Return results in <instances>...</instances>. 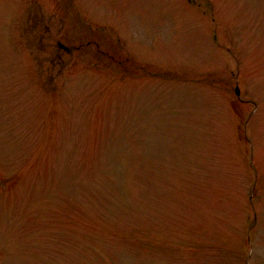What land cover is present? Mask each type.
I'll use <instances>...</instances> for the list:
<instances>
[{"label":"rangeland","instance_id":"1","mask_svg":"<svg viewBox=\"0 0 264 264\" xmlns=\"http://www.w3.org/2000/svg\"><path fill=\"white\" fill-rule=\"evenodd\" d=\"M0 264H264V0H0Z\"/></svg>","mask_w":264,"mask_h":264},{"label":"water","instance_id":"2","mask_svg":"<svg viewBox=\"0 0 264 264\" xmlns=\"http://www.w3.org/2000/svg\"><path fill=\"white\" fill-rule=\"evenodd\" d=\"M63 46V44H61ZM237 92L239 93V88H237Z\"/></svg>","mask_w":264,"mask_h":264}]
</instances>
